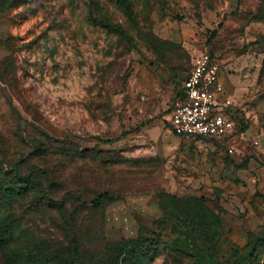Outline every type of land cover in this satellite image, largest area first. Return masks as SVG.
Returning a JSON list of instances; mask_svg holds the SVG:
<instances>
[{
    "label": "rangeland",
    "instance_id": "374dc122",
    "mask_svg": "<svg viewBox=\"0 0 264 264\" xmlns=\"http://www.w3.org/2000/svg\"><path fill=\"white\" fill-rule=\"evenodd\" d=\"M204 50L225 140L169 128ZM0 264H264V0H0Z\"/></svg>",
    "mask_w": 264,
    "mask_h": 264
},
{
    "label": "built area",
    "instance_id": "2783aa9c",
    "mask_svg": "<svg viewBox=\"0 0 264 264\" xmlns=\"http://www.w3.org/2000/svg\"><path fill=\"white\" fill-rule=\"evenodd\" d=\"M219 72V65L207 50L194 58L169 119V128L175 135L225 140L235 134L232 103L221 98Z\"/></svg>",
    "mask_w": 264,
    "mask_h": 264
},
{
    "label": "trees",
    "instance_id": "16d2710c",
    "mask_svg": "<svg viewBox=\"0 0 264 264\" xmlns=\"http://www.w3.org/2000/svg\"><path fill=\"white\" fill-rule=\"evenodd\" d=\"M183 84V83H182ZM182 94V86L180 89V93L179 96H181ZM211 140H215V139H211ZM108 200H112V197L109 193L104 192V193H100L98 194L94 199H92L90 202L94 207L100 206L102 204V202L104 201H108Z\"/></svg>",
    "mask_w": 264,
    "mask_h": 264
}]
</instances>
